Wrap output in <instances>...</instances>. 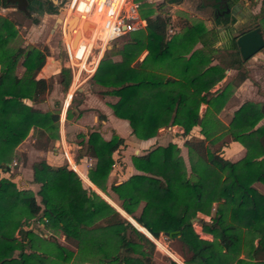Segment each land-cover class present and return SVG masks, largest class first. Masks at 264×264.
Listing matches in <instances>:
<instances>
[{
  "label": "trees",
  "instance_id": "trees-1",
  "mask_svg": "<svg viewBox=\"0 0 264 264\" xmlns=\"http://www.w3.org/2000/svg\"><path fill=\"white\" fill-rule=\"evenodd\" d=\"M1 4L15 6L29 16L33 9L30 0H1ZM44 7L57 11L52 0H46ZM141 13L145 27L131 31L122 45L105 49L91 79L102 87L101 93L119 97L110 103L113 113L126 118L138 138H150L160 128L176 123L184 126V135L199 125L203 137L183 141L192 177L187 175L180 146L169 141L134 153L132 162L140 172L111 183L110 189L128 213L124 214L140 229L153 238L168 231L169 237L181 241L184 261L157 238L162 250L175 260L187 264H264V192L254 185L264 183V124L256 125L264 116V104L245 100L227 123L223 122L216 113L226 102L227 85L214 91L211 88L224 76V68L207 66L211 57L204 58L202 49L186 56L196 40L206 43L204 20L185 19L183 30L168 36V15L155 13L146 0H141ZM16 35L14 20L0 15V171L10 169L8 163L16 146L31 128L34 143L41 148L60 135L59 109L42 110L24 99L37 100L49 86L45 78L36 77L48 47H12L10 41ZM231 45L239 54L234 39ZM144 50L147 53L140 59ZM20 60L25 69L18 76L15 67ZM235 60L241 68L243 59L238 56ZM60 73L67 91L71 68L63 66ZM244 78L246 72L240 70L234 83ZM202 103L207 107L201 112ZM227 133L245 148L237 160L213 148ZM79 135L81 151L94 158L87 175L107 191L112 154L125 139L117 133L106 139L98 130L89 131L87 137ZM32 166L33 181L40 184V200L32 189L21 188L11 177L0 175V264H155L149 257L154 241L130 221L119 219L116 208L85 187L74 169L67 164L53 166L44 159ZM197 213L211 215L210 219L202 216L199 223L213 238L201 237L194 229L190 218ZM34 219L60 230L77 253L53 235L35 231L31 226ZM242 250L246 252L243 257ZM175 260L169 264H179Z\"/></svg>",
  "mask_w": 264,
  "mask_h": 264
},
{
  "label": "crops",
  "instance_id": "crops-1",
  "mask_svg": "<svg viewBox=\"0 0 264 264\" xmlns=\"http://www.w3.org/2000/svg\"><path fill=\"white\" fill-rule=\"evenodd\" d=\"M146 1L151 2V0ZM186 1L187 0H181V2L179 3L166 1V4L171 3L173 7L183 8L187 12H189L190 15L195 16V19L188 18L190 22L203 19L206 24V27L208 29V33L204 36L206 43L203 44L202 41L196 40L193 44L192 49L188 53H186V56H189L191 51H193L194 49H202L204 51V58H207L208 56L211 57L210 62L209 64H207V66L218 65L224 68V76L220 80H218L211 88V90L214 91L217 89H222L227 85L225 94L226 102L216 113V115L223 122L227 123L229 117L233 115L234 110L238 108L245 100L259 101L264 104V47L250 58L246 60L243 59V65L240 68L235 59L238 56H241L240 53L237 54L235 49L232 47V38L230 37V32H234V29H236L235 32H241L245 29L250 28L247 27L243 30L238 29V26L242 22L246 21V19H251L253 17L262 19V17H264V0H231L229 3L230 9L226 11V18H228L229 22H226L225 27L222 26V23H220V21H218V19L214 17L213 9L212 15H209V13H207L208 11L206 8H208L209 6L212 7V5H204L201 1L200 6H204L205 9L201 8L196 11L195 9L189 8ZM157 12L159 11L155 10V13ZM168 16V23L173 25L175 29L173 33H167L168 36L182 31L183 23L175 24V21H177L179 17H177L175 13ZM234 19H236V21L232 23ZM97 26L99 27V25ZM97 26L93 28V37L99 30ZM260 29L264 35V29H262L261 27ZM93 37L91 38V40H94ZM78 39L80 40V38ZM20 46L25 47L27 45L22 44ZM44 46L48 47L49 52L46 55L44 65L38 71L36 77L45 78L49 83V86L44 93L40 94L37 100L32 101L29 98L24 99L28 104H32L42 110H54L56 108H60L59 138L52 141L49 147L41 148L39 146H36V144L34 143L35 137H30L31 135H33V128H31L28 136L25 137L16 146L12 162L8 163L10 169L7 171L1 170L0 175L11 177L21 188L32 189L36 193L37 200H40V196L37 194V190L39 189L40 184L33 181V163L35 161L44 159L53 166L67 164L69 168H72L68 161L69 158L71 165L76 169L75 171L80 176L81 180H83L86 185L90 186L88 189H92L100 194L104 199H106L111 205L116 208L118 214L120 212L124 214V212L126 211L120 206L119 199L116 193L110 189V185L111 183H120L128 178L131 174L140 172V170H138L132 162V155L134 153L146 152L157 144H166L169 141L177 142V140L175 139L181 138L182 136L183 141L185 138L191 136L203 137V134L200 133V126L194 125L187 135H184L183 133L174 134V125L168 126L166 128L162 127L156 135L146 139L138 138L135 134H133L128 120L126 118L116 116L113 113L112 107L110 106V103L116 102L119 97L115 94L101 93L100 90L102 89V87L91 79L98 61L105 51V45L101 46L97 57L92 62V66H90V68L88 69L90 70V72L83 78H80L76 83L77 90L74 92L72 91V84L78 77L81 76L82 69L84 67L87 68L86 59L87 56L91 53V49L89 51H85L84 46H75V51L79 53L83 61L81 62L80 68L76 72V74L72 72V80L69 86L71 90L69 88V90H67L69 91L67 98H71L69 99V101L65 102L67 91L63 90V85L61 83L62 77L60 72L63 66H67L66 62L64 61L62 63V58L56 53L58 52L56 47H54L53 45H42L41 48H43ZM146 51L147 50H144L140 54V59H142L141 56ZM199 56L202 58L201 53ZM115 57L119 58V55ZM68 67L70 66L68 65ZM24 69L25 67L21 63V60L18 61L15 67V73L18 76H21L24 72ZM240 70L246 72V78H244L240 83L235 84L234 78L239 74ZM77 94H80L81 97H76ZM72 98L73 101H71ZM206 107L207 103H202L200 106V111L202 112ZM210 109L211 111L216 112L215 107H211ZM63 110L64 114L62 115ZM68 112L69 115H67ZM261 124H264V116L257 122L256 125ZM92 130H98L106 139L111 138L113 133H117L123 136L125 139L124 144H121L112 154L114 163L106 180L107 191L102 190L99 186H97L89 179L87 174L89 168L94 162V158L84 154V152L81 151V137L79 134L84 133L87 137V133ZM164 130L168 131L164 134H160V132ZM221 140H224V144L222 147L219 146L220 149L219 147L218 149L224 157H227L231 160H237L244 155L245 148L243 144L238 140L233 139L229 133L223 135L218 141ZM80 151L82 152L81 155ZM91 183L96 187H93ZM254 185L262 192H264V183L257 181L254 182ZM142 204L143 202H141V205ZM141 205L139 206L138 211L140 210ZM127 220L130 221V219ZM130 222L137 227V225L132 222V220ZM31 226H36V224L33 223V220L31 221ZM38 226L40 228L33 229L44 236H48L50 234L53 235L61 244L73 249L77 253L76 246L71 243L60 230H54L51 228L48 229L45 224L42 226ZM40 229L46 230L47 233H42L41 231L43 230ZM196 231L199 232L201 237L209 239L211 238V235L209 233L207 235L201 234V232H203L202 228L199 230L196 229ZM144 233L150 239H154L158 244L159 239H157L156 237L153 238L154 236L151 233V236L145 231ZM163 251L170 255L169 252H166L165 250ZM154 254L156 255V253ZM155 255H153L154 258H156ZM162 260L164 261V258H162ZM176 261L180 264H187L179 260Z\"/></svg>",
  "mask_w": 264,
  "mask_h": 264
},
{
  "label": "rangeland",
  "instance_id": "rangeland-1",
  "mask_svg": "<svg viewBox=\"0 0 264 264\" xmlns=\"http://www.w3.org/2000/svg\"><path fill=\"white\" fill-rule=\"evenodd\" d=\"M30 1H32L33 9L31 10V15L29 16V15H26V14L22 13L21 11L15 9V7H13V6H9V7L8 6H3L1 4V0H0V15H4V16L9 17L10 19L14 20L15 27L17 28V35H16V37L13 40L10 41V45L12 47H16V46L24 44V45H27V46H36V47L39 46L40 48L42 47V45H53L54 47L57 48L58 52H56V53L62 58V63L65 61L66 65L67 66L69 65L70 68H71V71L73 73H75V71L78 69V65L75 64L76 62L74 63L73 68L71 67L72 65H70V60H69L67 51L65 49V43H64V39H63V32H62V29H61L62 15H63L62 12L64 11L63 7H66V5L69 3V0H57L56 5L59 4V6L57 5V11H54V12L46 11L44 9L45 8L44 4L40 3L41 4L40 5L38 3V0H30ZM201 1L202 0H187L186 3L188 4L189 8L195 9L197 11V10H199L201 8L205 9L204 6H200ZM151 4L155 8V10L161 11L164 15H171V14L175 13L177 15V17H179V19L177 21H175V24H177V23H181L182 24V21H184L185 19H188V18L189 19L190 18L191 19H195L196 18L195 16L190 15L189 12H187L183 8H178V7L175 8V7H173V5H171V3L166 4V0H151ZM206 9L208 11L207 13H209V15H212V9L213 8L209 6ZM256 25L260 26L262 29H264L263 20L259 19V18H256V17H253L251 19H246V21L242 22L238 26V29H245L247 27H252V26H256ZM82 28H83V26H82ZM98 28H99L98 32L93 37V34H92L93 26L86 27L85 34L82 31V35H81V37H79L80 40L78 39L76 41V46H84L85 39H89V38L91 39L93 37L94 40H95L97 38L95 40V43L91 47V53L87 56V59H86V67L87 68L84 67L82 69L81 76L78 77L75 80V82L72 84V91H74V92L77 90V88H76L77 84L76 83L79 81V79L83 78L86 74H88L90 72V70H88V69L90 68V66H92V62L97 57L101 46L105 45L104 49L107 48V45L120 46V45H122L124 43V41L128 38V36L130 34V32H127V33H125V34H123L121 36H118V37H116L114 39L106 41V39L98 38V36L101 34L100 27H98ZM76 30H77V26H75L73 29L70 28V33L68 34L70 39H71V37L73 35L72 33H74ZM72 46H73V44H72ZM73 48L75 49L76 47L73 46ZM75 53H76V56H77V60L79 62L81 60V56L79 55L78 52H75ZM69 89H70V87H69ZM68 93H69V91H67V94H66V97H65V102L69 101V99L71 98V97H69V99L67 98ZM76 97H81V95L77 94ZM65 102H64V104H65ZM56 109H59V111H60V108H56ZM56 109H54V110H56ZM63 114H64V110L62 111V115ZM30 131H31V129H30ZM30 131H29V133H30ZM167 131H165V130L161 131L160 134H164ZM34 136L35 135H31L30 137L33 138ZM196 137H198V136H196ZM175 140H177V143L180 145L181 155H182V157H183V159H184V161H185V163L187 165V175L189 177H192L193 173H192V170H191V167H190L188 149H187V147L185 145L182 144L183 136L181 138H178V139L176 138ZM52 141H54V140H50L49 141L47 147L50 146V143H52ZM163 141H162V143H163ZM223 144H224V140L217 141V143L216 142L214 143L213 148L219 150L220 149L219 146L222 147ZM218 147H219V149H218ZM219 152H220V150H219ZM82 182H83V180H82ZM83 185L85 187H87V188L90 187L89 185H86L84 182H83ZM213 213H214V207L212 208L211 214H213ZM197 215H199L201 217L203 216L206 219H210V216H211V215H205L204 216V214H202V213H197ZM117 217L119 219H121V220L129 219L123 213L122 214L121 213L117 214ZM192 224H193L195 230L196 229L199 230V229L202 228V226L199 223V221H196L195 219H194V221H192ZM200 226H201V228H200ZM33 228L37 229V228H40V227L38 225H36ZM40 230H43V229H40ZM140 230H142V229H140ZM41 232L42 233H47L46 230H43ZM201 234L207 235L208 233L203 231V232H201ZM210 235H211L210 237L213 238L212 234H210ZM157 238H159L161 240V242L167 248H169L170 250L175 251L178 254V256H180V257L182 256L181 259L184 261L183 255L185 253V249H184L183 244L181 243V241L178 238L166 236V235H164L163 232H161V234ZM159 246L160 245H158V244H156L154 242L153 253H152L151 256H149L150 260L153 263H155V264H169V262L173 258L170 255H168L167 253H165L161 249V246L160 247ZM154 253H156V255ZM245 253H246L245 250H242L241 257H243ZM153 255H155L156 258H154ZM162 258H164L165 262L162 260Z\"/></svg>",
  "mask_w": 264,
  "mask_h": 264
},
{
  "label": "built area",
  "instance_id": "built-area-1",
  "mask_svg": "<svg viewBox=\"0 0 264 264\" xmlns=\"http://www.w3.org/2000/svg\"><path fill=\"white\" fill-rule=\"evenodd\" d=\"M62 25L63 39L67 51L70 65L73 68L74 60L71 57V48L74 36L81 30L84 21L88 20L93 23V28L99 25L100 30L104 32L106 41L121 36L127 32L139 30L145 27L146 19L141 13V0H69L66 7H63ZM72 15H76L78 20V30L69 38L70 33L68 20ZM74 26V27H75ZM73 27V28H74ZM72 28V29H73ZM75 30V29H74ZM174 26L167 24V33L174 32ZM84 45H89L85 43ZM76 64V63H75ZM70 166L76 170L70 163ZM36 225H44L39 219H34ZM156 244L157 242L152 239Z\"/></svg>",
  "mask_w": 264,
  "mask_h": 264
},
{
  "label": "water",
  "instance_id": "water-1",
  "mask_svg": "<svg viewBox=\"0 0 264 264\" xmlns=\"http://www.w3.org/2000/svg\"><path fill=\"white\" fill-rule=\"evenodd\" d=\"M53 1L56 2L57 0H53ZM202 2L204 5H213V4L218 3L217 0H202ZM222 3H223V6L225 7V10L228 11L230 9V7H228L226 0H221L220 6L222 5ZM77 20H78V17L76 15H72L68 20L69 27L73 28V26L76 24ZM90 26H93L90 21H88V20L84 21L83 28H82V31L84 34L86 31L85 30L86 27H90ZM235 30L236 29H234V31ZM82 31L79 30L76 33V35L74 36V39L72 42L73 46H76V41L80 37ZM230 37L232 39H234V41L238 47V51L240 53V56L244 60L255 55L261 48L264 47V35H263L259 26H254V27H251L247 30H244L241 32H236V33L231 31ZM112 47H113V45H107V48H112ZM146 53H147V51L142 54L141 58H143ZM173 131H174V134L175 133H183L184 132V126L180 123H176L173 126ZM194 219L196 221H200L201 216H199V215L193 216L190 218V221L192 222V221H194ZM163 233L166 236L169 235L168 231H163Z\"/></svg>",
  "mask_w": 264,
  "mask_h": 264
},
{
  "label": "flooded vegetation",
  "instance_id": "flooded-vegetation-1",
  "mask_svg": "<svg viewBox=\"0 0 264 264\" xmlns=\"http://www.w3.org/2000/svg\"><path fill=\"white\" fill-rule=\"evenodd\" d=\"M53 1V0H52ZM218 1V3L217 4H213L212 5V7H213V14H214V17L216 18V19H218V21H220V23H222V26H226V22H229L228 21V18H226V16H227V13H226V10H225V7L223 6V3H222V5L220 6V3H221V0H217ZM230 1L231 0H226V2H227V5H228V7L230 6ZM44 3V4H46V0H38V3L40 4V3ZM57 2V1H56ZM56 2H54L53 1V3L56 5ZM41 5V4H40ZM58 6H59V4H57ZM9 7V6H8ZM13 7H15V6H13ZM59 8V7H58ZM15 9H16V7H15ZM236 21V19H234L233 21H232V23H234ZM257 26V25H256ZM254 27V26H253ZM243 30V29H242ZM245 30H247V29H245ZM235 32V31H234ZM236 33V32H235Z\"/></svg>",
  "mask_w": 264,
  "mask_h": 264
},
{
  "label": "bare ground",
  "instance_id": "bare-ground-1",
  "mask_svg": "<svg viewBox=\"0 0 264 264\" xmlns=\"http://www.w3.org/2000/svg\"><path fill=\"white\" fill-rule=\"evenodd\" d=\"M70 28L71 27H69V30H70ZM102 37H105V35H104V32L103 31H101V34L98 36V38H102ZM97 39V38H96ZM95 39V40H96ZM95 40H91L90 38L89 39H85V43H88L89 45H84V50L85 51H89L90 49H91V47L93 46V44L95 43ZM84 43V44H85ZM71 57H72V59L74 60V62H76V64L78 65V69L75 71V74H76V72L79 70V68H80V64H81V62L83 61V59H81L79 62H78V60H77V56H76V51H75V49L74 48H71ZM74 78H75V75H74ZM71 90V89H70Z\"/></svg>",
  "mask_w": 264,
  "mask_h": 264
}]
</instances>
